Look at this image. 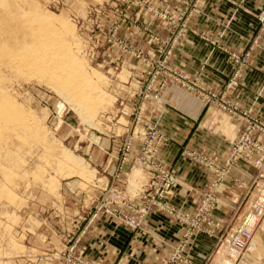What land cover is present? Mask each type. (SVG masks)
Here are the masks:
<instances>
[{
    "label": "rangeland",
    "instance_id": "1",
    "mask_svg": "<svg viewBox=\"0 0 264 264\" xmlns=\"http://www.w3.org/2000/svg\"><path fill=\"white\" fill-rule=\"evenodd\" d=\"M209 1L5 0L0 12L9 10L19 16L14 26L19 34L27 33L24 20L31 18L34 24L38 19L46 20L47 33L37 35L39 40L35 37L41 43L39 51L48 57L51 54V62H60L52 65L65 73L63 78L68 75L65 80L72 81L68 83L73 89L82 91L78 92L82 106L78 99H65L54 88L52 69L46 73L52 74L50 78L44 79L41 74L0 66L6 96L14 98L13 103L28 119V124L22 125L26 127H17L7 149L0 145V264H121L116 256L107 262L86 252L84 239L100 237L91 226L99 220L111 221L136 233L155 214L172 219L181 233L170 240L150 235L164 252L153 262L134 260L130 264H188L193 237L198 233L211 236L216 247L233 224L234 209L224 216L215 213L225 204L217 191L233 167L241 163L251 167L255 175L248 183L233 178L234 185L244 189L243 197L233 206L237 211L243 209L244 214L228 236L223 259L233 264L251 251L246 242L233 259L228 243L245 214L257 211L256 203L261 212L256 214L251 239L264 217V158L256 166L244 156L227 167L224 164L246 121L255 128L253 139L264 142L260 130L264 120L227 97L248 63L249 53L229 48L198 29L193 19L205 13ZM250 1L262 5L251 16L263 31L264 22L259 17L264 16V0ZM187 34L224 55L230 72L222 87L210 86L200 75H188L176 67L174 56ZM173 87L240 122L239 132L228 139L219 156L185 145L179 150L209 173L206 187L196 192L189 206L171 202L176 176L158 156L167 136L148 116ZM241 115L245 120L239 119ZM63 147L83 159L89 177L73 173L62 162ZM161 170L172 175L168 186ZM105 251L102 246L100 255L109 258L111 254Z\"/></svg>",
    "mask_w": 264,
    "mask_h": 264
},
{
    "label": "crops",
    "instance_id": "2",
    "mask_svg": "<svg viewBox=\"0 0 264 264\" xmlns=\"http://www.w3.org/2000/svg\"><path fill=\"white\" fill-rule=\"evenodd\" d=\"M205 6V13L193 19L198 29L229 48L249 53L248 63L241 69L235 86L227 91V97L243 108H250L254 115L264 120V30L258 29L257 21L251 16L261 9L260 1L212 0ZM174 57L177 68L188 75H200L206 84L213 87H222L230 72L224 55L218 49L190 34L183 38ZM163 101L149 110V121L155 122L167 136L158 156L162 163L171 166L176 176L171 202L189 206L194 202L196 192L206 187L209 173L180 154L179 150L185 145L188 149L196 148L219 156L225 151L228 139L239 132L240 122L227 113L206 107L198 97L178 87L169 89ZM254 175V170L243 163L233 167L230 176L217 191V196L225 204L215 211L224 216L234 209L230 232H226L216 247L213 237L198 233L190 242L188 264H231L223 259L224 247L244 214L243 209L237 211L233 206L244 190L234 185L233 178L248 183ZM91 227L98 231L100 237L84 239L82 244L86 252L93 253L95 258L101 256L107 262L116 256L121 264H130L134 260H157L164 250L153 244L155 240L150 235L170 240L181 233L177 223L162 214L152 215L136 233H130L124 226L111 221L99 220ZM102 246L106 249L105 253L111 254L109 258L100 255ZM250 250L237 261L234 258L236 262L233 264H264V217L252 237Z\"/></svg>",
    "mask_w": 264,
    "mask_h": 264
},
{
    "label": "bare ground",
    "instance_id": "3",
    "mask_svg": "<svg viewBox=\"0 0 264 264\" xmlns=\"http://www.w3.org/2000/svg\"><path fill=\"white\" fill-rule=\"evenodd\" d=\"M3 3H5V0ZM3 3L0 0V6H3V7H0L1 9L5 8ZM7 10H8V8L6 7V10H3V11H7ZM10 12L11 11H9V10H8V12H5V13L0 12V66L1 67L3 66L5 68L10 67L9 69H11V68L17 69V70L20 69V70H22V72L28 71L31 73L34 72L36 74H41V75H43L42 77L44 79H46L48 76H49L48 78H50V75H52V74H49L47 76L46 73H49L48 71H50L52 69L51 70L52 72L51 71L50 72L53 73L51 81L53 82L54 88H56L60 92V95L63 96L65 99L71 100L73 102H74L73 99H75V100L78 99L79 106H82L80 104L82 98H81V96L79 97V95H78L82 91L79 92V90H78V92H79L78 93L76 91L77 89L75 90L74 85H73V87H74V89H73L71 86L72 83H71V85L68 83V82H72V81L67 82L65 80L66 77H68V75L65 78H63L65 73L62 74L63 72L61 71L60 68L56 67L57 65H52V62H54V61L52 60V62H51V60L49 59V57L52 56L50 54V52H49L50 56L48 57L39 51V49L42 47L40 45L41 43L37 42L39 39L36 36L42 35V32L45 31V29H44V27L46 26L45 18H44L45 21H42V20L37 18L38 20L36 21L35 24L31 22L32 21L31 18L27 19L26 21L24 20L23 22L25 23L26 29H27V30H25V32L27 31V33L22 35V34H19L18 32H16V29L14 28L15 24L20 20L18 18L19 16L16 15L14 12L13 13L12 12L10 13ZM23 18L26 19L25 17H23ZM42 19H43V17H42ZM23 22H21L20 25H23L22 24ZM18 27H19V25H18ZM49 29H50V27H49ZM21 30H22V27H21ZM44 33H47V32L45 31ZM49 33H50V30H49ZM35 37L38 40H36ZM47 37L49 38L50 36H47ZM46 40L44 42H46ZM40 41H42V40H40ZM44 46H45V44H44ZM47 47H49V46H47ZM43 50H45V49H43ZM44 52H46V50ZM47 53H48V50H47ZM54 57L56 58L57 55H55ZM58 61H59V59H58ZM55 62H56V60H55ZM55 62H54V64H55ZM58 63H60V62H58ZM70 70H72V69H70ZM65 71H66V69H65ZM67 73H70V72L68 71ZM2 75H3V73H2ZM70 80H72V78H70ZM51 81H50V84H51ZM1 83L2 82L0 80V145H2V147L7 149V147L11 143V138L15 137V135H17L16 129H18L20 127H26V126H22V125L28 124L27 123L28 119L23 114H21L19 112L20 107L18 108L16 103H13L15 100L12 101V99H14V98H10V97L8 98L7 97L8 94L6 96V93L4 91L7 92V90L5 89V87ZM74 84H75V82H74ZM75 86L77 87V85H75ZM83 92H84V90H83ZM72 95H74L76 97L74 98ZM9 96H11V95H9ZM82 97H83V95H82ZM73 102H72V104H75L77 101L75 103H73ZM84 106H85V104H84ZM6 145H7V147H6ZM61 150L62 151L60 153H61L62 162L65 165H67L73 173L89 177L90 173L88 171V168L86 167L87 166L86 163L83 161L82 158L69 153L68 150L64 147ZM5 152L7 153L8 151L5 150ZM251 242H252V239L250 240L249 244H247L248 249L251 246L250 245ZM230 252L233 254L232 250ZM235 257L237 258L238 255H236Z\"/></svg>",
    "mask_w": 264,
    "mask_h": 264
},
{
    "label": "built area",
    "instance_id": "4",
    "mask_svg": "<svg viewBox=\"0 0 264 264\" xmlns=\"http://www.w3.org/2000/svg\"><path fill=\"white\" fill-rule=\"evenodd\" d=\"M259 21L264 22V16L259 17ZM175 44V38L173 39L172 46ZM224 109V108H223ZM228 109V108H226ZM225 109V110H226ZM234 113V112H233ZM239 115V114H238ZM245 115L240 116L239 119L245 120ZM254 127L250 125V122L246 121L244 123L243 130L238 135L237 145L231 149L232 151L229 153V160L225 162L224 166L227 167L231 161H235L240 156H244L248 161L252 162L253 165H261L262 160L264 158V142H260L257 139L254 140L252 137V132L254 131ZM262 134H264V127L260 129ZM153 135V134H152ZM128 149V146H125V150ZM163 174L164 181L166 180V186H168L173 180L172 175L167 170H161ZM257 211H248L244 218L242 219L241 224L239 225L238 229L233 234L230 242L228 243V251H233V255L240 254L242 248H244L245 243H249L251 239V233L253 226L255 225L256 221V214L260 211L259 207L261 205L256 203ZM261 212V211H260ZM233 259L236 258L233 256Z\"/></svg>",
    "mask_w": 264,
    "mask_h": 264
}]
</instances>
